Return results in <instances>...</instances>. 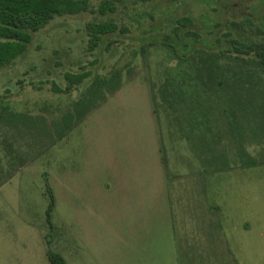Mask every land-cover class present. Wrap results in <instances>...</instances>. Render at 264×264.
<instances>
[{"label":"rangeland","instance_id":"rangeland-1","mask_svg":"<svg viewBox=\"0 0 264 264\" xmlns=\"http://www.w3.org/2000/svg\"><path fill=\"white\" fill-rule=\"evenodd\" d=\"M100 1L0 69V264H178L203 237L264 264V71L203 30L204 15L264 27V0H124L107 16ZM182 17L200 38L176 54ZM105 21L120 30L90 49ZM83 72L121 81L62 133L91 83L62 93L65 74Z\"/></svg>","mask_w":264,"mask_h":264},{"label":"trees","instance_id":"trees-1","mask_svg":"<svg viewBox=\"0 0 264 264\" xmlns=\"http://www.w3.org/2000/svg\"><path fill=\"white\" fill-rule=\"evenodd\" d=\"M123 1L101 0L98 12L101 16L115 13L118 5ZM199 1L210 7L212 3L216 4L219 0ZM90 8V0H0V69L11 65L16 59L23 56L28 50L33 34L43 29L56 17L88 12ZM204 17L210 21L207 25L205 24L204 31L207 30V33H210L209 28H218V31H220V35L210 41L214 47L220 50L225 48L224 52L226 53L252 56L253 60L249 61V65H257L258 68L264 71L263 26L257 27L253 22L254 20L248 17H244V22L228 20L225 25L222 21L212 23L213 19L209 15H204ZM188 24L193 25V21L188 17L175 19L174 23L171 24V38L174 37L177 41L175 44L177 48L171 43V51L176 54L179 53L182 47L188 50L192 40L195 43L199 42L200 32L185 31ZM119 30V26L114 21L92 22L87 26L89 48H97L105 36L116 34ZM255 30L258 32L259 37L250 34ZM187 37L193 39L190 42L183 43V39ZM171 38L168 43H165L163 39L161 42L169 45ZM158 40L160 42V39ZM65 79L68 81L66 89L62 91L55 87L54 90L71 93L74 89H79L87 80L91 83L75 104V111L63 117L62 133L72 126L74 119H82L99 101L103 100L105 93L117 89L121 81V73L116 72L107 78L96 77L94 79H92L89 72L81 74L66 73ZM105 87H108L107 91ZM49 210H52V206ZM48 257L50 264H66L59 254L51 252Z\"/></svg>","mask_w":264,"mask_h":264},{"label":"crops","instance_id":"crops-1","mask_svg":"<svg viewBox=\"0 0 264 264\" xmlns=\"http://www.w3.org/2000/svg\"><path fill=\"white\" fill-rule=\"evenodd\" d=\"M222 231V229H220ZM211 235L217 234L211 232ZM215 237L205 242V237L201 239V244L187 246L180 251L177 260L178 264H238L237 258L227 242H220Z\"/></svg>","mask_w":264,"mask_h":264}]
</instances>
